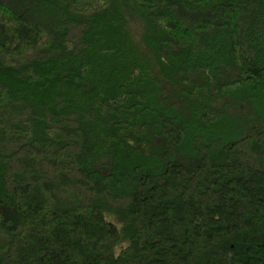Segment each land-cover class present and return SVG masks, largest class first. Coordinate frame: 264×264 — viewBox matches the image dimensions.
<instances>
[{
	"label": "trees",
	"instance_id": "trees-1",
	"mask_svg": "<svg viewBox=\"0 0 264 264\" xmlns=\"http://www.w3.org/2000/svg\"><path fill=\"white\" fill-rule=\"evenodd\" d=\"M0 264H264V0H0Z\"/></svg>",
	"mask_w": 264,
	"mask_h": 264
},
{
	"label": "rangeland",
	"instance_id": "rangeland-1",
	"mask_svg": "<svg viewBox=\"0 0 264 264\" xmlns=\"http://www.w3.org/2000/svg\"><path fill=\"white\" fill-rule=\"evenodd\" d=\"M105 219L109 221L110 223L114 224L118 230H121V223L120 219L118 217L112 216V215H105ZM127 242L125 240H122L118 247L116 248V252L120 250V248L126 246Z\"/></svg>",
	"mask_w": 264,
	"mask_h": 264
}]
</instances>
